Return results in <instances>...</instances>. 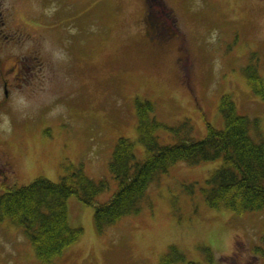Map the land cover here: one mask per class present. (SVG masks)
<instances>
[{"label":"rangeland","instance_id":"rangeland-1","mask_svg":"<svg viewBox=\"0 0 264 264\" xmlns=\"http://www.w3.org/2000/svg\"><path fill=\"white\" fill-rule=\"evenodd\" d=\"M0 13L1 66H12V55L44 65L17 84L7 77L8 98L0 83V166L12 172L9 186L59 182L82 166L89 178L109 181L95 205L107 202L117 189L108 164L118 141H132L145 158L136 99L155 105L150 117L164 124L162 144L176 143L167 128L187 119L195 139L208 124L223 130L224 95L238 114L258 120L261 132L252 135L264 138V101L245 71L254 66L264 79V0H0ZM20 28L24 42L6 41ZM165 28L173 38L163 43ZM219 166L171 167L150 185L141 213L104 234L95 206L69 197L70 225L84 233L52 264H160L171 246L184 256L175 264H264V210L240 215L206 205L202 189ZM0 264L46 263L6 221Z\"/></svg>","mask_w":264,"mask_h":264},{"label":"trees","instance_id":"trees-1","mask_svg":"<svg viewBox=\"0 0 264 264\" xmlns=\"http://www.w3.org/2000/svg\"><path fill=\"white\" fill-rule=\"evenodd\" d=\"M253 67L245 69L248 84L264 101V79ZM135 107L138 141L145 158L137 157L132 141L126 138L118 141L108 164L117 189L107 202L95 205L101 195L111 190L109 181L89 178L82 166L67 168L59 182L39 177L23 187L0 183L4 187L0 195V227L9 221L21 230L41 262L52 264L83 236L82 228L70 225L69 197L76 196L83 204L95 206L96 228L99 234H104L122 219L140 214L150 185L179 163L197 166L220 161L202 189L209 208L240 215L264 210V138L263 135L258 140L257 136L253 137V130L260 131L258 120L250 121L238 114L231 95L222 96L220 102L225 120L223 130L208 124L206 136L195 139L187 119L178 127L167 128L177 137L174 144L160 142L157 133L164 124L150 117L155 110L152 102L136 99ZM210 256L212 262L211 252ZM183 258L171 246L160 264H175Z\"/></svg>","mask_w":264,"mask_h":264},{"label":"flooded vegetation","instance_id":"flooded-vegetation-1","mask_svg":"<svg viewBox=\"0 0 264 264\" xmlns=\"http://www.w3.org/2000/svg\"><path fill=\"white\" fill-rule=\"evenodd\" d=\"M0 16H1V13H0ZM167 36L168 38H173V35L170 34L168 30H166L165 28V37H164L165 40L162 39L161 42L166 43V41H168ZM4 37L7 39L6 41H8L9 43H12V41L22 43L25 41V39H22V38L23 37L28 38V35L27 33H25L23 29L20 28L12 34H4ZM147 37L150 38V41H152L153 38H151L148 34H147ZM3 48H4V45H3ZM12 57H13V60H16V61L9 68L5 69L0 64V83L4 89L5 98L9 97L8 86L12 85V82L8 81L7 77L11 76L14 84H17V82L21 78L25 79L26 75H30L33 71L42 69L44 66L41 64V60L39 59V57L34 56V55L27 57V61H25V63H21V59L18 60V58L14 55H12ZM11 173H12L11 170L5 167V165L0 166L1 184L2 183L6 184L8 182V179L10 178Z\"/></svg>","mask_w":264,"mask_h":264}]
</instances>
